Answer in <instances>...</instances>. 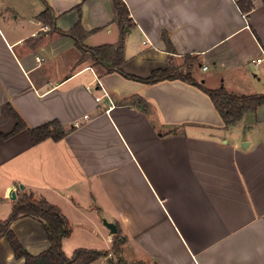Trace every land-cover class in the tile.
I'll return each instance as SVG.
<instances>
[{
	"label": "crops",
	"instance_id": "1",
	"mask_svg": "<svg viewBox=\"0 0 264 264\" xmlns=\"http://www.w3.org/2000/svg\"><path fill=\"white\" fill-rule=\"evenodd\" d=\"M123 1L132 19L125 72L148 77L169 64L187 71L195 58L190 72L207 87L264 93V0H250L249 11L244 0ZM46 2L54 30L39 19ZM79 20L87 46L118 42L113 0H0V219L33 192L69 219L68 256L77 227L96 226L95 212L120 226L130 264H264V103L226 126L210 96L185 80L103 73L59 32ZM97 77L113 105L96 100ZM15 112L27 127L10 135ZM52 120L69 133L35 144L29 128ZM11 227L32 254L51 245L39 219ZM109 233L99 234L107 250ZM0 264H25L5 237Z\"/></svg>",
	"mask_w": 264,
	"mask_h": 264
},
{
	"label": "trees",
	"instance_id": "2",
	"mask_svg": "<svg viewBox=\"0 0 264 264\" xmlns=\"http://www.w3.org/2000/svg\"><path fill=\"white\" fill-rule=\"evenodd\" d=\"M244 2L246 4L243 5V9L249 11L252 8L251 1L244 0ZM113 5L116 18L121 28L120 37L116 44L105 43L98 46H87L84 43L86 33L83 30L80 20L67 32L59 30L62 34L73 37L77 46L82 49L84 55L90 58L101 72L106 74L118 72L127 79L144 83H156L166 79L185 80L210 96L226 126L235 124L246 112L255 111L259 105L264 103V93L239 94L230 92L223 86L218 88L207 87L203 82L198 81L190 72L195 58L188 61L187 71L180 70L173 64H169L166 68L154 70L148 77H140L125 72L122 68L125 61V38L128 30L132 27V19L129 9L123 0H113ZM39 19L51 25L53 30L56 29V16L53 13V8L47 2L46 9L39 14ZM163 38L168 50L174 51L175 48L167 32L163 33ZM139 103L146 108L147 104L143 98H139ZM15 114L17 123L10 135L27 127L22 116L18 112H15ZM29 131L33 142L38 144L47 138L60 140L70 130L65 129L58 120H52L36 127H30ZM23 216H32L43 222L51 244L47 250L37 255L32 254L19 240L17 234L11 227V223ZM72 233L73 227L62 210L46 198L36 197L33 192H22L19 199L14 203L10 215L6 219H0V238L5 237L7 239L13 249L15 257L17 259L24 258L25 264H89L100 258H108L109 264H130L123 256L122 246L126 238L122 237L119 225L118 232L115 234L113 240V246L110 250L78 247L71 256H68L63 249V240L71 236ZM113 255L116 256V259ZM132 264L145 263L136 262Z\"/></svg>",
	"mask_w": 264,
	"mask_h": 264
},
{
	"label": "rangeland",
	"instance_id": "3",
	"mask_svg": "<svg viewBox=\"0 0 264 264\" xmlns=\"http://www.w3.org/2000/svg\"><path fill=\"white\" fill-rule=\"evenodd\" d=\"M90 202L91 201H89V199H87V203L84 202L83 205H86ZM92 212H94V211H92ZM92 216L96 220V223H95L96 226L92 227L93 229L88 227V229L92 230L91 232L88 233V232L83 231L82 227H85V224L81 223L80 226L77 227V230L74 233V236L70 239V241L66 245V249L68 252L73 251L77 247H81V245L88 246L90 248H96V249L106 248L104 238L103 237L100 238V236H99V234H101V236H102V233H104V231L110 232L109 234L111 235L112 246H113V240L115 238V234H112L110 229L108 227L104 226L105 224L101 223V222H103V220L100 222V217L98 214L96 215V213L94 212ZM97 216L99 217V219ZM114 256L115 255H113V257ZM114 258L116 259V256ZM92 264H99V262H95ZM104 264H109V263H104Z\"/></svg>",
	"mask_w": 264,
	"mask_h": 264
},
{
	"label": "built area",
	"instance_id": "4",
	"mask_svg": "<svg viewBox=\"0 0 264 264\" xmlns=\"http://www.w3.org/2000/svg\"><path fill=\"white\" fill-rule=\"evenodd\" d=\"M260 61V59L258 60ZM204 69H207V66L203 67ZM96 89L101 91V94L96 96V100L97 101H102L104 99L109 100L110 104L113 105V99L111 97V94L108 90V88L106 87V85L104 84L103 80L100 77H97L96 79ZM89 90H91V88L89 87ZM88 118V115H84L83 119H77L73 122V127H80L83 124V121L86 120Z\"/></svg>",
	"mask_w": 264,
	"mask_h": 264
},
{
	"label": "water",
	"instance_id": "5",
	"mask_svg": "<svg viewBox=\"0 0 264 264\" xmlns=\"http://www.w3.org/2000/svg\"><path fill=\"white\" fill-rule=\"evenodd\" d=\"M21 187H23V185H21ZM13 198H16L15 192H13ZM103 223L110 229L111 233L116 234L118 232V226L116 223L108 221L106 218H104Z\"/></svg>",
	"mask_w": 264,
	"mask_h": 264
}]
</instances>
